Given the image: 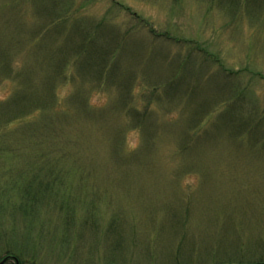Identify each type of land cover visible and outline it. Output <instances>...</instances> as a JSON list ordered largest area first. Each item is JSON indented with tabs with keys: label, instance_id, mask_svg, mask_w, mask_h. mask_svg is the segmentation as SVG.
<instances>
[{
	"label": "rangeland",
	"instance_id": "rangeland-1",
	"mask_svg": "<svg viewBox=\"0 0 264 264\" xmlns=\"http://www.w3.org/2000/svg\"><path fill=\"white\" fill-rule=\"evenodd\" d=\"M7 251L263 257L264 0H0Z\"/></svg>",
	"mask_w": 264,
	"mask_h": 264
},
{
	"label": "flooded vegetation",
	"instance_id": "flooded-vegetation-1",
	"mask_svg": "<svg viewBox=\"0 0 264 264\" xmlns=\"http://www.w3.org/2000/svg\"><path fill=\"white\" fill-rule=\"evenodd\" d=\"M12 260L14 261L15 264H21L20 260L18 258L13 259L12 257L6 259L3 264H11Z\"/></svg>",
	"mask_w": 264,
	"mask_h": 264
},
{
	"label": "trees",
	"instance_id": "trees-1",
	"mask_svg": "<svg viewBox=\"0 0 264 264\" xmlns=\"http://www.w3.org/2000/svg\"><path fill=\"white\" fill-rule=\"evenodd\" d=\"M6 255H12L11 253H10V251H7L6 252ZM14 256V255H13ZM263 257H259L258 259H257V261L255 260V262H259V263H261V264H264V255H262ZM233 264H236V263H233Z\"/></svg>",
	"mask_w": 264,
	"mask_h": 264
},
{
	"label": "water",
	"instance_id": "water-1",
	"mask_svg": "<svg viewBox=\"0 0 264 264\" xmlns=\"http://www.w3.org/2000/svg\"><path fill=\"white\" fill-rule=\"evenodd\" d=\"M3 262H0V264H2Z\"/></svg>",
	"mask_w": 264,
	"mask_h": 264
}]
</instances>
